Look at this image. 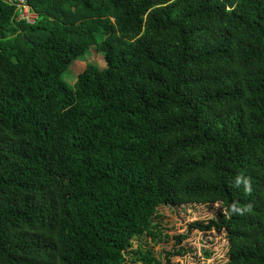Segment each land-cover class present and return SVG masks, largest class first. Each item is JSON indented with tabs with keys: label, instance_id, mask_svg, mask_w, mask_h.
I'll return each instance as SVG.
<instances>
[{
	"label": "trees",
	"instance_id": "16d2710c",
	"mask_svg": "<svg viewBox=\"0 0 264 264\" xmlns=\"http://www.w3.org/2000/svg\"><path fill=\"white\" fill-rule=\"evenodd\" d=\"M24 2L0 0V264H128L188 205L221 207L189 228L225 264H264V0ZM91 47L106 69L68 87Z\"/></svg>",
	"mask_w": 264,
	"mask_h": 264
},
{
	"label": "rangeland",
	"instance_id": "374dc122",
	"mask_svg": "<svg viewBox=\"0 0 264 264\" xmlns=\"http://www.w3.org/2000/svg\"><path fill=\"white\" fill-rule=\"evenodd\" d=\"M31 23L35 21L36 15L29 12L25 15ZM91 65L97 69L104 70L106 65L103 56L91 47L80 60L74 61L63 74L62 79L68 87H73L79 74L86 66ZM221 207L218 205L201 206L188 205L182 207L162 208L161 215V237L152 241L150 238H139L133 240L131 248L126 253V262L135 263L133 252L143 250L152 251L155 258L162 264H225L227 262V242L224 234L215 232H199L192 230V223H204L217 219ZM177 237L183 238L177 244ZM184 250L182 256L176 255V251ZM205 252L210 257L204 256ZM167 254H171L169 259Z\"/></svg>",
	"mask_w": 264,
	"mask_h": 264
},
{
	"label": "built area",
	"instance_id": "2783aa9c",
	"mask_svg": "<svg viewBox=\"0 0 264 264\" xmlns=\"http://www.w3.org/2000/svg\"><path fill=\"white\" fill-rule=\"evenodd\" d=\"M5 2L10 6L16 7V10L19 14V20H24L28 23H31L27 18H25V15H28V13L31 11L29 7L26 6L24 0H5Z\"/></svg>",
	"mask_w": 264,
	"mask_h": 264
}]
</instances>
